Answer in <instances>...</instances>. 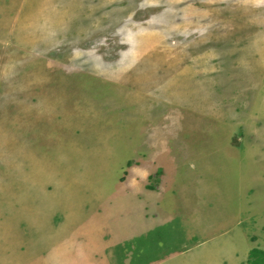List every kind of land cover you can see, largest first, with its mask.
I'll use <instances>...</instances> for the list:
<instances>
[{
  "label": "rangeland",
  "instance_id": "1",
  "mask_svg": "<svg viewBox=\"0 0 264 264\" xmlns=\"http://www.w3.org/2000/svg\"><path fill=\"white\" fill-rule=\"evenodd\" d=\"M154 152L147 186H161L178 218L117 243L111 263L148 264L209 240L182 264H216L227 251L223 264H257L264 0H0V221L3 211L24 223L16 240L31 241L36 207L39 237L85 220ZM127 198L121 216L135 220ZM1 235L0 264L14 245Z\"/></svg>",
  "mask_w": 264,
  "mask_h": 264
},
{
  "label": "crops",
  "instance_id": "2",
  "mask_svg": "<svg viewBox=\"0 0 264 264\" xmlns=\"http://www.w3.org/2000/svg\"><path fill=\"white\" fill-rule=\"evenodd\" d=\"M134 151L135 150H132L133 153ZM158 154V152L154 154L152 158L153 162L149 161L151 160L149 157H139L133 165L134 167H132L133 172L126 178L123 175L118 179L115 190L97 196L98 199H102L103 202L97 203L85 220H81L75 226H71L70 229L68 227H62L60 229L61 234L59 227L58 229L54 227L55 230L52 232L53 227L50 226L52 229L49 230V233L47 232L45 236L42 234L40 237L37 236L42 227L40 221L38 222L37 220L38 216L40 217L41 215V210L40 207H36L31 218L26 220L27 225L25 226L28 233L31 234V236H29L31 241L25 242V238H23L24 235L21 236V234L19 240H16L12 232L14 230L18 232L17 228L22 222L19 223V219V224L16 223V226H12V221H9L7 219V214H5L6 212L4 213L2 211L6 220L0 221V228H3L2 231H0L1 233L3 232L1 236L3 239H8L6 242L7 244H14L12 247H7L5 253L1 255V260L4 262L2 264H26L31 261H33L34 264H112L111 259L115 258L114 253L117 243L126 242L135 234L145 233L144 237H148L151 235L153 229L165 227L170 219L178 216V212H173L172 207H170L168 211L163 207L165 197L163 194L164 190L161 186H147L150 175L148 169L151 167L152 169L154 168V163L157 160L156 156ZM128 158H130V156H128ZM132 160L133 159L130 161ZM129 166L126 163L124 171H126ZM129 177H131L130 181L127 182L126 180ZM173 185L174 184H171L169 188L173 187ZM157 187L162 189V191L160 192V190L156 191L152 189H157ZM181 187L183 191L187 190V185ZM127 190H129V192H127ZM118 193H121L119 195L121 198L119 200L116 198L113 201V206L110 205L107 209H104L107 206L105 203L111 201L115 196H118ZM124 196L130 197V200L127 198L125 201L130 205L129 208H133L137 213V218L135 220H130L126 215H122L124 217L121 216V212H123L121 203ZM168 199L171 200V197H168ZM148 200L150 202H148ZM147 204H149L152 212L147 210ZM49 208L54 213L55 209L52 207ZM14 209L16 208L8 210L10 219H12V215L13 217L15 215V212H12L15 211ZM126 213L131 216L129 212ZM25 215L27 214L24 213V216ZM107 217H109V219L111 218L110 221H107ZM22 224L24 225V223ZM104 228L109 229L107 237H105ZM133 240H137V238H132L131 241ZM208 241L209 240H196V242L192 244L171 250L163 254V256L157 257L158 259L154 258V260H150L148 264H167L168 262L175 261L177 264H182V262L186 260L194 261L201 248L208 249ZM26 243H28L29 246H26ZM227 254H229L228 251L225 252L222 257L217 256L218 261L216 264H223L222 260L224 259L222 258H225ZM214 258H216V255ZM184 263L186 264V262ZM207 264H212V262L209 261Z\"/></svg>",
  "mask_w": 264,
  "mask_h": 264
},
{
  "label": "trees",
  "instance_id": "3",
  "mask_svg": "<svg viewBox=\"0 0 264 264\" xmlns=\"http://www.w3.org/2000/svg\"><path fill=\"white\" fill-rule=\"evenodd\" d=\"M149 187H151L150 185H149ZM257 253H259L260 254V258L259 259H257V264H259V262L261 263V264H264V250L263 249H258V248H254V249H251V251H250V253H249V257L248 258H250L251 257V255H258Z\"/></svg>",
  "mask_w": 264,
  "mask_h": 264
}]
</instances>
